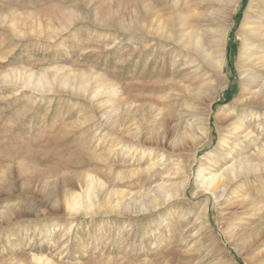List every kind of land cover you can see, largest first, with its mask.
<instances>
[{"label":"rangeland","instance_id":"1","mask_svg":"<svg viewBox=\"0 0 264 264\" xmlns=\"http://www.w3.org/2000/svg\"><path fill=\"white\" fill-rule=\"evenodd\" d=\"M262 2L0 0V264H264Z\"/></svg>","mask_w":264,"mask_h":264},{"label":"bare ground","instance_id":"2","mask_svg":"<svg viewBox=\"0 0 264 264\" xmlns=\"http://www.w3.org/2000/svg\"><path fill=\"white\" fill-rule=\"evenodd\" d=\"M262 13L260 15V18L258 20H255L249 30H248V35L249 38L247 39L248 45H252L253 43L256 44H264V0L262 2V7H261ZM216 20H219V17H216ZM182 26V25H181ZM185 28V27H184ZM202 33H191L190 31L184 34H180L176 31H172L171 33H168L167 35L164 34V37L167 38L169 41V44H167V48L169 49V52L172 54L174 53L175 58H177L176 63H180L185 61L184 63L187 65L186 67H190L194 63H198L197 65L200 64L201 61L199 59L194 58L192 59V54L191 51L193 50L195 53H200V56L203 57L204 61H207L211 59L213 61V53L209 46L207 45L208 43L206 42L205 38L203 35L201 36ZM253 46V45H252ZM166 47V46H165ZM166 49L165 51H167ZM257 52H255V48L249 49V55L247 56V63L250 67V72H247L245 75V79H248L252 77L254 71H252L253 67L255 68V65L258 66V70H261L260 73L258 74V78H256L254 81V85L257 87V90L252 92L254 97H256V100L253 101L254 104H256L257 96L259 97L260 94L264 92V69L262 70L261 68H264V55L257 56V57H252V55H256ZM204 57L206 59H204ZM252 57V58H251ZM171 58V56H170ZM216 62H220L221 65L224 66L225 60H224V53H221V56L219 59L215 60ZM244 79V78H243ZM245 81V80H244ZM41 82V79L37 81V85H39ZM249 110L248 108H246ZM257 108H253L251 113L252 114H257L255 112ZM235 132L234 136H245L248 137L250 133L246 132L247 130L243 128V125L240 122H236L235 124ZM264 153V149H258L255 152V155L262 156ZM249 161V160H248ZM247 161V162H248ZM241 163H245V161H242ZM240 163V164H241ZM235 166L232 165L228 167L223 173H214V174H209L206 178H203L201 180L202 187H205L206 189L210 190L216 198L218 196H223L225 194L226 188L228 186L229 181L226 178V174L230 172V174L236 176V171H235ZM227 172V173H226ZM89 183V182H88ZM92 183V182H90ZM158 190L161 194H163L164 200H169L170 198L173 197V193L170 189V186L168 184H162L161 186L158 187ZM91 192V190H89ZM157 199V197H154V200ZM75 205H72V208L78 209L81 207L82 201L80 198L76 197L75 198Z\"/></svg>","mask_w":264,"mask_h":264}]
</instances>
